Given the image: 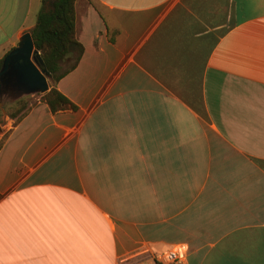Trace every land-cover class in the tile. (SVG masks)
Wrapping results in <instances>:
<instances>
[{"label":"crops","instance_id":"obj_1","mask_svg":"<svg viewBox=\"0 0 264 264\" xmlns=\"http://www.w3.org/2000/svg\"><path fill=\"white\" fill-rule=\"evenodd\" d=\"M41 7L0 0V59ZM76 7L85 50L56 88L78 110L39 102L0 148V264H147L176 244L184 264H264V0ZM36 192L73 194L106 235L86 245L91 219L38 215Z\"/></svg>","mask_w":264,"mask_h":264},{"label":"trees","instance_id":"obj_2","mask_svg":"<svg viewBox=\"0 0 264 264\" xmlns=\"http://www.w3.org/2000/svg\"><path fill=\"white\" fill-rule=\"evenodd\" d=\"M78 0H42L32 33L36 48L40 51L45 67L51 73L50 80L54 83L45 94V103L50 111L78 110V105L56 88V84L70 71L74 70L84 54V45L78 40L77 4ZM64 69V64L69 62ZM4 58L0 59V69ZM19 108L13 111L10 118L19 121L26 115L28 105L25 100L18 101ZM1 198V195H0Z\"/></svg>","mask_w":264,"mask_h":264},{"label":"rangeland","instance_id":"obj_3","mask_svg":"<svg viewBox=\"0 0 264 264\" xmlns=\"http://www.w3.org/2000/svg\"><path fill=\"white\" fill-rule=\"evenodd\" d=\"M68 66L69 64H64V69H66ZM49 84L51 89L54 83L49 80ZM45 94L46 93H36L29 95L26 94L24 96L17 97L15 93L11 92V90H7V92L3 93L2 97H0V123L2 125V128L5 129V131L0 134V148L4 145V143L10 136L11 129L13 128V126L17 125L15 124L16 120L10 118V115L13 111L20 107L18 101L20 99L21 101L25 100L26 104L28 105V110L26 113H29L33 107L39 104V102H45ZM36 194L38 198L35 199V206L34 208H32V210L33 212L37 211L38 215L46 214L47 216L51 217L67 219L81 216L88 217L91 219V221L89 220V224L83 223L78 225L82 242L86 245L88 244L89 246H92V239H94V231L102 234V237L106 235L104 232V228L101 224L100 218L90 208L86 207L81 201H79L76 196H73V194H69L66 192H36L35 196ZM93 222L96 223L95 230L92 228ZM102 245H107L105 240H102ZM107 247H109V244L107 245ZM147 264H156V262L152 261Z\"/></svg>","mask_w":264,"mask_h":264},{"label":"water","instance_id":"obj_4","mask_svg":"<svg viewBox=\"0 0 264 264\" xmlns=\"http://www.w3.org/2000/svg\"><path fill=\"white\" fill-rule=\"evenodd\" d=\"M50 78L51 73L35 46L32 33L28 31L4 57L0 69V97L7 90H11L17 97L47 93L50 90ZM4 131L0 123V134Z\"/></svg>","mask_w":264,"mask_h":264},{"label":"built area","instance_id":"obj_5","mask_svg":"<svg viewBox=\"0 0 264 264\" xmlns=\"http://www.w3.org/2000/svg\"><path fill=\"white\" fill-rule=\"evenodd\" d=\"M188 248L184 244H176L165 251L153 252L156 264H184Z\"/></svg>","mask_w":264,"mask_h":264}]
</instances>
